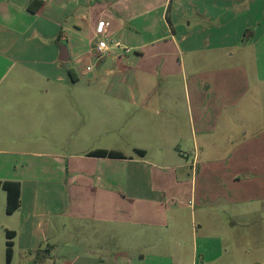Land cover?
Wrapping results in <instances>:
<instances>
[{
  "label": "crops",
  "instance_id": "crops-1",
  "mask_svg": "<svg viewBox=\"0 0 264 264\" xmlns=\"http://www.w3.org/2000/svg\"><path fill=\"white\" fill-rule=\"evenodd\" d=\"M32 1L0 0V181L20 184L11 215L0 190L10 264H264L261 118L242 121L237 140L231 131L264 86V0H236L233 13L228 0L192 3L207 43L195 39L188 62L170 12L181 0H37L31 12ZM101 23L129 54L96 57ZM235 40L242 51L249 41L250 56L213 67L207 52ZM176 69L183 96L169 81ZM103 106L113 142L82 152ZM95 150L124 158L88 156Z\"/></svg>",
  "mask_w": 264,
  "mask_h": 264
},
{
  "label": "rangeland",
  "instance_id": "rangeland-1",
  "mask_svg": "<svg viewBox=\"0 0 264 264\" xmlns=\"http://www.w3.org/2000/svg\"><path fill=\"white\" fill-rule=\"evenodd\" d=\"M208 1H210V0H181L180 1V4H181L180 9L175 8L174 11L170 10V12L173 15V23H174V27L176 29V33H175L176 35L174 36V39L176 42H178L181 45L180 48L182 50V56L185 55V53L189 52L190 50H194L196 48V46L201 47L202 49H205V44L207 42H206V37L205 36L202 37L201 32H200L201 27H199V26L201 24H198L200 19L194 14L193 10L190 7H191L192 3H193V5H196V4L206 5V4H208ZM219 1L221 2L222 0H219ZM228 2L230 3L229 12H231V13H233L234 11L237 12V10H234V8H231V4L233 2L237 3V1L236 0L235 1L234 0H228ZM173 6L175 7V3ZM255 29H256V27H255ZM255 29H254V31H255ZM183 38H186L184 42H182ZM195 39H197V42L195 43L196 46L194 45ZM209 39H210V36H209ZM247 40H249V38ZM238 42L239 41L235 40V41H230V42L225 43L226 45H228V48L225 50L220 49V50L213 51V52H211V51L207 52L208 55L209 54L213 55L211 65L213 67L214 66L217 67V66L221 65L222 63H224L225 66H227V65L232 66L234 64H238L241 61L240 56H245L246 58L248 56H250L249 41L243 42L244 47H247V48H244L243 51H242V49L240 50L239 48H237ZM186 56H185V58L183 56V58L185 59V62H188V58H186ZM199 56L205 57V54L204 53L199 54ZM183 58H181V60H183ZM208 65H210V64H208ZM188 67H189V64L187 66V69H188ZM106 69H107V64L102 62L100 67L95 69V72L97 74H99L100 76L104 77V75H105L104 71ZM177 71H178V69H176V72L175 71L173 72L172 78H170L169 81L172 84L174 83L175 87H177V85H181L180 90L178 88V92L180 91V93H182V96H183V94H184L183 88L185 89V87L183 85V80H182L181 76H178ZM188 74L189 73L186 71L187 77H188ZM80 81L87 83L88 78L81 76ZM156 81L160 83V82H162V78L160 77L159 79H156ZM188 86H189V81H188ZM258 93H259V95L256 94V96H255V99H256L255 102L256 103L248 102L250 95H252V92H251V94L247 97V99L241 104L240 108L238 107L237 110L234 112L235 116H237L239 118L238 122H233V124H231V131H232V133H234L233 137L235 136L236 140L238 139L237 137H240V135L242 133L241 132L242 121H245L247 123V125L253 124V122H250V120L248 119V117L250 115L259 116V118H261L260 122H258L256 124L254 123L255 124L254 128H256V129H254V131L264 132V86L262 87V89L258 90ZM107 97L108 96L103 93L102 95H100L98 97V99H107ZM99 121L102 125L101 132L97 133L93 137H88V138L84 139V142L82 144H80V149H79L80 151L87 152L89 150L104 149V148H108L111 146V144L113 142V139L111 136H113V135L110 134V132H106V130H105V129L109 128V124L112 121V114L109 111V107L103 106V109H101V112H100ZM223 125H224V123H223ZM246 130L250 131V128H247ZM220 139H222V138H220ZM234 139L235 138H233L232 141H230V143L235 142L236 140H234ZM228 145L229 144H225V146H228ZM0 193H2V192H0ZM231 208L233 210H241L240 207H231ZM249 221L252 222V219L249 220L248 218H245V220H242L239 223V225L242 226V227H240L242 229L241 234H243V240L242 241H244V243L246 242L245 244H247V242L249 241L248 236L251 234L249 231V228H250V226L253 225ZM12 223L15 224V222H13L12 218H11V220H10V218H7V225L9 224L10 226H12ZM256 225L261 226L263 229V232H264V219L257 220ZM5 240H6V238L4 235V231L2 229H0V264H5ZM21 258H22V256L19 255L16 258L15 263L16 264L21 263V261H22Z\"/></svg>",
  "mask_w": 264,
  "mask_h": 264
},
{
  "label": "trees",
  "instance_id": "trees-1",
  "mask_svg": "<svg viewBox=\"0 0 264 264\" xmlns=\"http://www.w3.org/2000/svg\"><path fill=\"white\" fill-rule=\"evenodd\" d=\"M41 6V2L37 0H33L28 9L31 12H36ZM141 152V151H138ZM88 156L94 157H102V158H111V159H123V155L108 150H95L88 153ZM0 190L4 191L6 194V214H13L20 206V184L17 182L11 181H0ZM13 233L6 232V241H5V262L6 264H10L12 259V242Z\"/></svg>",
  "mask_w": 264,
  "mask_h": 264
},
{
  "label": "built area",
  "instance_id": "built-area-1",
  "mask_svg": "<svg viewBox=\"0 0 264 264\" xmlns=\"http://www.w3.org/2000/svg\"><path fill=\"white\" fill-rule=\"evenodd\" d=\"M106 33L107 23H101L96 31L97 37H99L95 45L96 57L98 59L104 58L113 51H121L124 54H129L131 52L129 48L122 46L121 43L108 39Z\"/></svg>",
  "mask_w": 264,
  "mask_h": 264
},
{
  "label": "water",
  "instance_id": "water-1",
  "mask_svg": "<svg viewBox=\"0 0 264 264\" xmlns=\"http://www.w3.org/2000/svg\"><path fill=\"white\" fill-rule=\"evenodd\" d=\"M60 47H61L60 60L61 61H67L68 60V48H67V44L62 43V44H60Z\"/></svg>",
  "mask_w": 264,
  "mask_h": 264
}]
</instances>
